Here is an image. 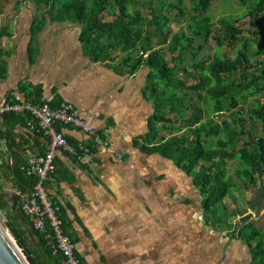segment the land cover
Here are the masks:
<instances>
[{
  "label": "trees",
  "instance_id": "16d2710c",
  "mask_svg": "<svg viewBox=\"0 0 264 264\" xmlns=\"http://www.w3.org/2000/svg\"><path fill=\"white\" fill-rule=\"evenodd\" d=\"M213 1L16 0L15 8L19 12L29 3L36 5L33 42L49 22L78 24L83 53L92 62L120 75L148 70L143 93L153 113L147 133L135 145L147 154L174 161L198 189L206 222L242 239L251 250L252 264H264V233L250 220L251 214L225 200H234L235 191L255 189L260 183L264 197V35L256 29L262 25L264 0H238L245 12L223 15L217 21L209 14ZM3 4L0 0V7ZM243 18L248 21L241 25ZM173 24L179 27L177 32ZM216 26L221 30V36L215 37L218 53L209 61L201 59ZM11 36L9 26H0V40ZM155 37H163L158 48L153 46ZM223 40L237 45L233 58L219 54ZM31 51L33 58L35 49ZM10 56L0 49V81L8 77ZM29 88L30 92L21 86L20 91L36 104L56 107L43 99V86ZM246 113L261 125L260 132L254 124L246 129ZM31 119L29 113L0 115V141L8 140L17 160L14 169L11 154L0 146V207L14 226L24 215L22 197L31 196L36 186V179L23 168L31 158L47 152L46 147L37 154L26 147L31 138L47 139L31 129ZM64 128L58 126L63 132ZM67 137L73 144L79 143ZM9 185L22 193L16 201L8 192ZM248 205L254 210L250 199ZM24 217L25 224H30ZM61 220L70 237L62 208ZM18 233L25 243L24 233ZM32 237L39 241L38 250L29 251L30 255L23 251L30 264H62V255L49 244L46 234L32 229Z\"/></svg>",
  "mask_w": 264,
  "mask_h": 264
},
{
  "label": "crops",
  "instance_id": "0c3cea01",
  "mask_svg": "<svg viewBox=\"0 0 264 264\" xmlns=\"http://www.w3.org/2000/svg\"><path fill=\"white\" fill-rule=\"evenodd\" d=\"M0 9V26H9L12 33L0 40V49L11 53L8 77L0 81V105L21 86H27L28 92L30 85L43 86L46 102L56 107L72 103L110 143L87 167L58 151L57 171L48 184L50 195L63 209L78 260L83 264H252L251 250L242 239L206 222L200 193L185 172L174 161L135 145L147 133L153 113L143 93L148 70L120 75L92 62L83 53L78 24L49 22L33 42L37 7L26 6L19 12L3 5ZM64 132L77 142L88 141L78 130L68 127ZM49 145L48 138L26 141L27 149L36 154L39 148L48 151ZM9 186L16 201L22 193ZM28 197L23 196L22 202ZM26 221L21 215L15 227L24 233L28 251L35 253L39 241ZM39 254L43 257L42 251Z\"/></svg>",
  "mask_w": 264,
  "mask_h": 264
},
{
  "label": "built area",
  "instance_id": "2783aa9c",
  "mask_svg": "<svg viewBox=\"0 0 264 264\" xmlns=\"http://www.w3.org/2000/svg\"><path fill=\"white\" fill-rule=\"evenodd\" d=\"M5 113L31 114V129L42 132L50 140L48 151L31 158L23 168L29 177L36 179L34 192L24 204V215L35 232L46 234L49 244L62 255V264H81L75 256L72 240L63 231L61 206L50 195L48 184L57 171L58 151L72 156L80 166L87 167L99 149L110 148L109 141L81 117L70 102H63L59 107L40 105L31 101L25 92L17 91L6 103L0 105V115ZM58 126L80 131L90 145L85 141L73 144ZM116 156L122 158L123 155L117 153Z\"/></svg>",
  "mask_w": 264,
  "mask_h": 264
},
{
  "label": "rangeland",
  "instance_id": "374dc122",
  "mask_svg": "<svg viewBox=\"0 0 264 264\" xmlns=\"http://www.w3.org/2000/svg\"><path fill=\"white\" fill-rule=\"evenodd\" d=\"M186 1L188 2V0H186ZM3 6L15 7L16 6V0H4ZM27 6L36 7V5L33 3H29ZM141 9H142V7H141ZM244 12H245V7H242L238 0H214L212 3V7L209 11V14L214 18L215 21H217L223 15L239 16V15H242ZM247 21H248V19L243 18V19H241L240 24L242 25V24L246 23ZM173 29L175 32H177L179 30V27L177 25L173 24ZM250 29H254V28H250ZM256 29H257V31H260L264 35V17H263L262 25ZM247 35H248L247 37H249L248 33H247ZM216 36H221V30H220L219 26L215 27L213 36L206 43L205 48L202 51V54L200 56L201 59H206L209 61L218 53V50L216 48V39H215ZM162 39H163V37H155L154 41H153V46L155 48H158L159 47L158 44L159 43L161 44L163 41ZM236 48H237V45L233 46V45L229 44V42L227 40H223V48L219 52V54L223 57L233 58L234 53L236 51ZM261 56H262V58H264V54H262ZM261 101L262 102L264 101V97L261 98ZM224 118H226V117H224ZM221 120H222V118L219 121H221ZM252 124H254L255 125L254 128L258 132H260L261 125L259 123H257L255 120L250 119V114L246 113V115H245V127H246V129L251 128ZM236 166L237 165H234L233 167H231L229 172L232 173L233 169L236 168ZM257 188L243 190V191H235L233 193L234 200H232L231 198H226L225 200L228 203L232 204L233 207H237L239 209H245L246 211L249 210L248 213L253 215L254 210L250 209V207L248 205V201L253 196V193ZM10 189L11 188H8V191ZM263 199H264V197H263ZM263 213H264V211H263ZM263 213L257 219L251 218L250 220L253 221V223L264 233V215H263ZM237 219H238V217L235 218L234 220L236 221ZM11 238H13V237L11 236ZM13 240L15 241L14 238H13ZM19 249H21V248L19 247ZM24 256H25V254H24ZM25 258H26V256H25Z\"/></svg>",
  "mask_w": 264,
  "mask_h": 264
},
{
  "label": "water",
  "instance_id": "95a60500",
  "mask_svg": "<svg viewBox=\"0 0 264 264\" xmlns=\"http://www.w3.org/2000/svg\"><path fill=\"white\" fill-rule=\"evenodd\" d=\"M0 146H5L11 154L12 167L15 169L16 166L14 165V162H17V160L13 157L8 140L5 139L0 141ZM250 201L254 207V213L251 218L257 219L264 211L262 183H260L259 187L254 191ZM19 247L21 249H19ZM20 250L25 251L30 255V252L19 235L16 227L0 207V264H30Z\"/></svg>",
  "mask_w": 264,
  "mask_h": 264
},
{
  "label": "bare ground",
  "instance_id": "6f19581e",
  "mask_svg": "<svg viewBox=\"0 0 264 264\" xmlns=\"http://www.w3.org/2000/svg\"><path fill=\"white\" fill-rule=\"evenodd\" d=\"M68 128V127H67Z\"/></svg>",
  "mask_w": 264,
  "mask_h": 264
}]
</instances>
